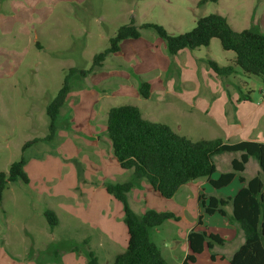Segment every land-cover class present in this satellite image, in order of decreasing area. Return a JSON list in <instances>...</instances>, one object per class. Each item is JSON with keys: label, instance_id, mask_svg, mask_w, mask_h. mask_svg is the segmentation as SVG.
<instances>
[{"label": "rangeland", "instance_id": "rangeland-1", "mask_svg": "<svg viewBox=\"0 0 264 264\" xmlns=\"http://www.w3.org/2000/svg\"><path fill=\"white\" fill-rule=\"evenodd\" d=\"M201 1L0 0V172L7 173L9 166L23 157L29 180L26 185L9 184L3 192L0 264L23 262L15 257L22 250L16 238L19 235L27 243L33 240L47 245L58 235L59 251L65 249L68 242L60 227L53 232L47 229L43 217L47 207L56 211L63 207L65 210L61 213L66 219L70 211L89 224L93 220L92 225L100 226L108 235L111 233L124 248L127 232L122 205L106 193L103 182L124 183L132 179V174L122 170L112 154L106 134L107 111L111 106L134 105L145 117H155L156 105L139 97L132 83L134 74L146 79L154 65L169 60L161 38L151 29H140V38L123 41L122 51L107 56L102 67L85 78L74 75L56 121L54 140L36 143L24 153L21 147L27 141L46 136L45 109L60 89L67 70L89 69L93 57L108 47L109 39L131 18L138 27L157 24L172 36L190 31L199 18L211 14L224 17L234 31H254L253 22L262 11L260 5L264 4V0ZM192 54L197 58L198 76L201 70L206 71L207 59L225 65L227 56L234 55L223 51L218 39H212L208 47L197 48ZM243 81L244 84L233 86L239 97L249 94L260 99L264 81L255 76L245 77ZM217 99L214 97V101ZM216 105L220 107V102ZM156 117L149 119L165 120L175 133L192 141L217 137L199 125L190 127L188 119L180 118L175 109ZM232 155L235 154L214 157L219 171L224 169L222 162H228ZM252 173L249 167L247 175ZM140 181L127 194L128 205L134 213L141 215L154 210L172 212L179 217L178 221L168 220L150 230L151 240L169 264H182L188 254L186 233L194 227L196 231L218 235L224 243L204 249L194 263L187 264H227L219 258L233 251L239 240L238 225L230 218V207H225L224 217L208 216L201 203L190 200L184 206L179 203L181 195L164 199L149 184ZM102 209L109 223L103 217L99 221ZM199 216L201 225H197ZM90 228H84L79 235L90 236L94 242L98 231ZM115 249L123 251L120 247ZM49 254H52L50 249ZM213 254L218 257L215 261L210 259Z\"/></svg>", "mask_w": 264, "mask_h": 264}, {"label": "trees", "instance_id": "trees-1", "mask_svg": "<svg viewBox=\"0 0 264 264\" xmlns=\"http://www.w3.org/2000/svg\"><path fill=\"white\" fill-rule=\"evenodd\" d=\"M204 2L206 0L201 1ZM140 29H151L161 38L165 42L169 57L183 50L193 51L208 47L212 39H218L222 50L232 52L235 60L233 64L219 66L215 61L207 59L206 66L216 77L227 78L240 72L264 81V33L247 29L234 31L226 19L218 14L199 18L193 29L176 36L168 34L157 24H143L138 27L131 18L128 24L120 26L109 39L108 47L93 57L89 69L67 70L60 89L45 109L48 119L46 136L25 142L21 147L22 153L36 143H49L54 140L56 121L70 93L71 78L74 75L85 78L102 67L107 56L120 52L123 41L140 38ZM138 93L143 99H148L150 85L141 82ZM248 99L249 94L241 98L244 101ZM106 134L120 168L132 171V179L127 182L104 184L105 191L122 205L123 223L128 235L125 250L114 257L113 264H169L151 240L150 230L160 227L168 220L178 221L179 217L172 212L154 210H147L141 215L134 213L128 205L127 194L137 181L144 179L160 197L171 199L182 185L200 179H208L209 185L216 190L228 186L237 174L244 171L249 158L256 160L261 174H264V143H227L221 138L192 141L175 133L164 123L143 119L139 108L133 105L113 106L108 109ZM224 153H240V157L231 161V171L211 180L210 177L216 171L214 157ZM25 164V159L21 157L9 166L7 173L0 172V202L9 184H28ZM239 182L243 187L232 198L200 195L198 200L208 216L218 214L224 217L225 207H232L230 218L241 230L244 242L233 253L229 264H264V178L257 175L246 180L239 176ZM44 217L51 229L57 226L58 220L54 212L46 210ZM197 223L201 225V216ZM223 243L224 240L218 235L191 229L187 234L188 254L183 264L194 263L204 249H212L215 244ZM210 259L215 261V255H211ZM88 264H97L92 253L89 254Z\"/></svg>", "mask_w": 264, "mask_h": 264}, {"label": "crops", "instance_id": "crops-1", "mask_svg": "<svg viewBox=\"0 0 264 264\" xmlns=\"http://www.w3.org/2000/svg\"><path fill=\"white\" fill-rule=\"evenodd\" d=\"M260 7L262 11L257 15L256 20L253 22V26L254 31L264 33V4H261ZM121 51L122 50H120V52ZM193 51L183 50L177 55L168 58L169 60H164L158 65H154L151 75L148 78L146 77V79H143V77L138 74H134V82L132 84L135 90L138 91L141 82H147L150 85L149 98L143 99L140 95L139 97L145 101H152L156 105L155 111H153L155 117H145L139 108L142 118L150 122L161 121L170 127V123H167L165 120L158 121L159 119L149 118H157L156 114H164L165 111L175 109V112L180 114V118L188 119V125L190 127L197 125L202 129L204 127L208 129L211 134L216 135V138H221L227 143H237L240 141L264 143V96L261 95L260 99L249 96V99L244 101L241 100L242 95L239 97V95L233 90V86L237 87L240 84H244L245 82L243 80L245 77L250 76L237 72L227 78L219 79L215 75L214 77L211 73L212 71L207 68L206 71L201 70L200 76H198L199 69L197 67V58L192 54ZM227 57V63L219 66L233 64L235 55ZM214 97H218V99L214 101ZM217 102H220V107L216 105ZM161 104H165L167 109H163L165 105ZM227 112H229V114H227ZM197 113L200 114L197 115ZM198 119H201L202 121L198 122ZM101 122L104 123V120H101ZM231 154L235 155H232L228 162H222L224 164V169L219 171L218 166L215 163V174L217 177H214L213 175L210 177L211 180H216V178L222 173L231 171V161L233 159H238L240 153ZM249 167L253 169V173L247 175ZM130 172L132 174V171ZM257 175L264 178V174H261L260 167L256 160L249 158L244 171L237 174L228 186L216 190L209 185L208 179H200L182 185L173 197L181 195L179 203L184 206L190 200H195L197 203H200L198 200L200 195L232 198L243 187V184L236 182V180L239 181V176L244 177L246 180H250ZM140 182L144 184L147 183L144 179H141ZM235 182L238 184H235ZM105 183L106 182H103V186ZM139 184L135 183V185ZM213 191H215V194ZM227 207H230V213L232 214V207L230 205ZM46 210L54 212L58 220L57 226L52 229L47 226V229L53 232L55 228L60 227L59 229L63 231L64 238L67 239L66 241L68 243L66 244L65 249L60 252V248L58 247V235H56L54 240L51 239V243L48 245L43 241L33 242V240L31 243H27L25 239L21 240L19 235L16 238L18 246L22 250L17 251L15 257H19L23 260V262L20 261V264H88L90 253L94 255L97 264H113L114 257L117 254L122 253L126 248L128 235L126 236V244L122 249L118 242L113 239L111 233L108 235V233L100 226L92 225L93 220H91L89 224L88 222L82 221L77 215H73L70 211L68 212L66 219L61 213V211L65 210L63 207H59L58 211L47 207V209L43 211V217ZM101 211L103 215L101 218L99 217V221L104 220L103 218H105L109 223L110 219L106 218L104 213L105 210L102 209ZM44 220L46 221L45 217ZM90 226L91 230L98 231V235L93 237L94 242L90 236L82 235L81 237V235H79L80 231L84 230L86 227L89 228ZM192 229L196 230V227ZM99 231H103L102 234ZM189 231L190 230L187 231L185 238L187 252V234ZM103 235H105L106 238ZM237 239H239L237 247L230 253H227V255L219 258L224 260L227 264H229V260L233 253L244 242L241 230L237 232ZM118 247L123 251H116L115 248ZM49 249L52 254L48 255ZM217 258L218 257H215V260H217Z\"/></svg>", "mask_w": 264, "mask_h": 264}, {"label": "built area", "instance_id": "built-area-1", "mask_svg": "<svg viewBox=\"0 0 264 264\" xmlns=\"http://www.w3.org/2000/svg\"><path fill=\"white\" fill-rule=\"evenodd\" d=\"M261 94H262V96H264V89L261 90Z\"/></svg>", "mask_w": 264, "mask_h": 264}]
</instances>
